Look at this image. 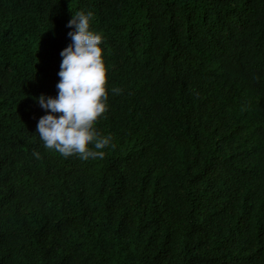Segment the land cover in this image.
<instances>
[{"label": "trees", "instance_id": "trees-1", "mask_svg": "<svg viewBox=\"0 0 264 264\" xmlns=\"http://www.w3.org/2000/svg\"><path fill=\"white\" fill-rule=\"evenodd\" d=\"M81 11L112 137L88 160L36 131ZM0 264H264V0H0Z\"/></svg>", "mask_w": 264, "mask_h": 264}, {"label": "clouds", "instance_id": "clouds-1", "mask_svg": "<svg viewBox=\"0 0 264 264\" xmlns=\"http://www.w3.org/2000/svg\"><path fill=\"white\" fill-rule=\"evenodd\" d=\"M92 16L90 11H81L68 21L71 43L60 53L58 93L55 97L35 98L46 113L37 123L39 138L47 149L65 158L73 155L82 160L103 158V149L112 140L111 136H100L94 128L108 109L109 93L101 47L103 37L91 30Z\"/></svg>", "mask_w": 264, "mask_h": 264}]
</instances>
